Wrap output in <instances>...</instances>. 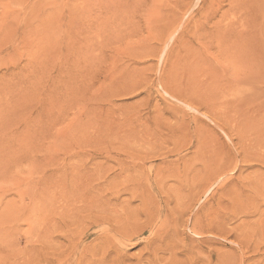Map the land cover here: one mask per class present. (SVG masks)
I'll return each instance as SVG.
<instances>
[{
    "label": "rangeland",
    "instance_id": "1",
    "mask_svg": "<svg viewBox=\"0 0 264 264\" xmlns=\"http://www.w3.org/2000/svg\"><path fill=\"white\" fill-rule=\"evenodd\" d=\"M0 264H264V0H0Z\"/></svg>",
    "mask_w": 264,
    "mask_h": 264
},
{
    "label": "bare ground",
    "instance_id": "2",
    "mask_svg": "<svg viewBox=\"0 0 264 264\" xmlns=\"http://www.w3.org/2000/svg\"><path fill=\"white\" fill-rule=\"evenodd\" d=\"M156 231V230H155Z\"/></svg>",
    "mask_w": 264,
    "mask_h": 264
}]
</instances>
